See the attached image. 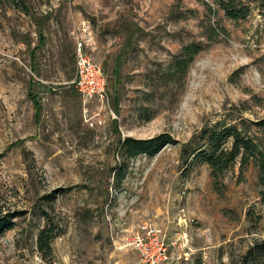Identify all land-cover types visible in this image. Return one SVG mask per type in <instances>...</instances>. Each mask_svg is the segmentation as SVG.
Wrapping results in <instances>:
<instances>
[{"label":"rangeland","instance_id":"rangeland-1","mask_svg":"<svg viewBox=\"0 0 264 264\" xmlns=\"http://www.w3.org/2000/svg\"><path fill=\"white\" fill-rule=\"evenodd\" d=\"M223 1L0 2V264H139L128 240L143 225L165 236L160 264H264L260 159L187 155L225 124L264 140V5L231 0L246 9L230 18ZM75 34L105 108L69 84ZM160 134L153 155L124 152Z\"/></svg>","mask_w":264,"mask_h":264},{"label":"trees","instance_id":"trees-1","mask_svg":"<svg viewBox=\"0 0 264 264\" xmlns=\"http://www.w3.org/2000/svg\"><path fill=\"white\" fill-rule=\"evenodd\" d=\"M249 1L259 2L260 4L264 5V0ZM0 2L17 4L22 8V11L25 12L26 10L23 8L25 7L24 0H0ZM233 3L234 2L231 0L220 2V5L226 10L227 16H229L230 18H235L239 15H242L243 10L246 9V6L235 7ZM197 48V45L192 44L187 45L183 48L184 52L188 54L187 62H190L192 60V56L198 50ZM182 62L184 64V61ZM179 64V61H177L176 65H178V67ZM36 108L38 107L36 106ZM257 123L264 127V119L257 121ZM246 132L241 129H236L235 126L232 124H225L210 129L209 131L204 130L203 133H205V143H201L195 148L192 147L190 149H187L189 150L187 155L190 156L191 154L195 153V159L199 158L202 161L208 163L212 168L218 167L219 169L228 166L238 155L241 156L240 161L242 165L243 163H246L248 161V157L253 158V156H255L260 159V161H258V167L260 171L264 173V140L260 142H255L253 138L245 136ZM227 139L231 140L230 147L226 149H220V146L224 144ZM170 141V137L166 134H160L147 140L126 139L124 143V152L129 156H134L138 153H146L149 155H153L159 148H161L162 144L169 143ZM186 146L189 147L190 144L185 145L184 147L186 148ZM262 182L264 183V181ZM2 224L3 222L0 219V231L2 230V228H4ZM8 224H6V226H9ZM48 238H50V234H48V229H42L38 234V245L40 247H47ZM258 249L260 252L264 253V242L258 245Z\"/></svg>","mask_w":264,"mask_h":264},{"label":"built area","instance_id":"built-area-1","mask_svg":"<svg viewBox=\"0 0 264 264\" xmlns=\"http://www.w3.org/2000/svg\"><path fill=\"white\" fill-rule=\"evenodd\" d=\"M86 40L74 35V76L69 81L78 92L82 101L87 104L97 101L101 108L108 104L106 77L101 66L85 51ZM90 125L93 122L90 118ZM100 124V121L97 122ZM128 245L138 257L139 264H160L169 258L168 244L161 229L151 225H143L128 240ZM175 245V243H171Z\"/></svg>","mask_w":264,"mask_h":264}]
</instances>
